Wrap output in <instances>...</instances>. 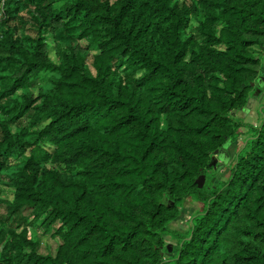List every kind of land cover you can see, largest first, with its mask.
I'll return each mask as SVG.
<instances>
[{"label": "trees", "instance_id": "16d2710c", "mask_svg": "<svg viewBox=\"0 0 264 264\" xmlns=\"http://www.w3.org/2000/svg\"><path fill=\"white\" fill-rule=\"evenodd\" d=\"M263 67L264 0H0V264H264Z\"/></svg>", "mask_w": 264, "mask_h": 264}, {"label": "rangeland", "instance_id": "374dc122", "mask_svg": "<svg viewBox=\"0 0 264 264\" xmlns=\"http://www.w3.org/2000/svg\"><path fill=\"white\" fill-rule=\"evenodd\" d=\"M84 47H87L89 52L92 54L96 53V50L89 47L87 43H82ZM48 46L50 48V56L54 62L57 61L56 46L55 43L50 39L48 41ZM264 68V67H263ZM263 70V69H262ZM263 72V71H262ZM262 88L256 86L250 93L249 103L246 108L237 113L238 118L244 120L247 124H258L260 120V111L264 108V84L262 83ZM37 96V92H35ZM246 130L242 131L244 135ZM245 136V135H244ZM243 136V137H244ZM243 137L238 143L230 145L222 154L214 155L212 160V170L207 173V176L203 177V186H215L220 181H225L230 175V171L227 168L235 156L237 147L242 143ZM3 198H7L13 201L14 193L13 190L5 188V193ZM199 210V204L193 200H189L182 208V213L174 221L170 227V232L165 236V246H166V256L173 257L177 250L178 240L175 238L176 235H185L189 231L190 221L193 215ZM0 213H4V209H0ZM41 221L38 222L34 228L30 229V233L40 246V252L43 255L55 256L58 247L61 245V240L57 235H55L54 229L45 230L41 226Z\"/></svg>", "mask_w": 264, "mask_h": 264}, {"label": "water", "instance_id": "95a60500", "mask_svg": "<svg viewBox=\"0 0 264 264\" xmlns=\"http://www.w3.org/2000/svg\"><path fill=\"white\" fill-rule=\"evenodd\" d=\"M262 75H263V73H261L260 80L262 79ZM260 80H259V83H260ZM223 152H224V150L218 151V152H216V155L222 154ZM203 181H204L203 177L198 180V184L200 185V187H203Z\"/></svg>", "mask_w": 264, "mask_h": 264}, {"label": "crops", "instance_id": "0c3cea01", "mask_svg": "<svg viewBox=\"0 0 264 264\" xmlns=\"http://www.w3.org/2000/svg\"><path fill=\"white\" fill-rule=\"evenodd\" d=\"M263 75H262V79L260 80L259 86L262 88V83L264 84V68H263Z\"/></svg>", "mask_w": 264, "mask_h": 264}]
</instances>
